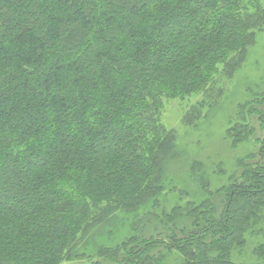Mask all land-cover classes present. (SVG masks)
Here are the masks:
<instances>
[{
    "label": "trees",
    "instance_id": "trees-1",
    "mask_svg": "<svg viewBox=\"0 0 264 264\" xmlns=\"http://www.w3.org/2000/svg\"><path fill=\"white\" fill-rule=\"evenodd\" d=\"M262 31L264 0H0V264H264V93L221 186L160 121L208 117Z\"/></svg>",
    "mask_w": 264,
    "mask_h": 264
},
{
    "label": "rangeland",
    "instance_id": "rangeland-1",
    "mask_svg": "<svg viewBox=\"0 0 264 264\" xmlns=\"http://www.w3.org/2000/svg\"><path fill=\"white\" fill-rule=\"evenodd\" d=\"M262 93H264V31L256 34L253 44L248 47L244 62L227 82L223 96L208 117L194 125H187L183 119L189 105L187 101L176 99L164 101L160 121L166 130L174 133L176 147L182 158L189 163L198 160L208 173L212 185L221 186L227 183L229 176L239 171V158L250 152H257L258 144L255 145L254 139L234 150L227 139V134L228 129L235 123L241 107L246 103L253 104ZM253 122L258 125L256 120ZM259 136L257 133L255 137ZM188 165L172 168L171 177L176 183L197 195L200 190L191 179ZM220 167L225 174L215 175L214 171H218ZM103 261L101 260V264H110V261Z\"/></svg>",
    "mask_w": 264,
    "mask_h": 264
}]
</instances>
